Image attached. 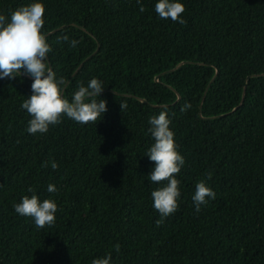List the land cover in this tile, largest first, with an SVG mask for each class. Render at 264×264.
I'll return each instance as SVG.
<instances>
[{"label": "trees", "instance_id": "trees-1", "mask_svg": "<svg viewBox=\"0 0 264 264\" xmlns=\"http://www.w3.org/2000/svg\"><path fill=\"white\" fill-rule=\"evenodd\" d=\"M32 2L0 0V14ZM42 2L63 94L97 78L107 111L31 134L21 104L34 78L0 79V264H92L109 253L110 264H264V0H181L184 24L161 19L158 0ZM165 107L185 164L178 209L162 218L147 153L149 120ZM202 179L216 197L197 212ZM29 188L56 202L53 225L15 211Z\"/></svg>", "mask_w": 264, "mask_h": 264}, {"label": "clouds", "instance_id": "clouds-1", "mask_svg": "<svg viewBox=\"0 0 264 264\" xmlns=\"http://www.w3.org/2000/svg\"><path fill=\"white\" fill-rule=\"evenodd\" d=\"M140 3V0H137ZM143 12L144 6L140 9ZM155 11L161 19H171L184 24L181 14L185 11L181 0H158ZM45 5L42 0H33L32 3L21 6L12 12L10 19L0 14V79L22 76L26 73L34 78L31 85L32 94L24 100L21 107L31 116L28 121L27 131L31 134L46 133L50 125H57L62 117L66 116L80 124H88L100 120L101 114L107 111V101L97 100L101 97L102 81L92 78L85 86L80 84L72 98L66 97L64 87L67 85L65 78H57V74L49 66L48 53L52 50L47 42V35L42 31L45 19ZM68 42V36L58 38ZM77 45L76 40L70 41V47ZM19 74V75H17ZM120 104V103H119ZM121 109L124 105L120 104ZM191 108V104L182 106L181 111ZM171 120L167 107L149 120L154 143L148 149L147 156L154 162V167L148 174L152 183L162 184L151 193L153 207L161 217H168L178 209V198L181 195L180 180L176 178L185 164L184 156L177 150L174 131L170 129ZM53 170L58 168L55 161H51ZM47 166V163L45 164ZM211 179V173L208 175ZM48 192H55L56 186L50 184ZM33 194L23 196L22 200L14 205L15 211L21 216L34 219L37 228H44L55 223L57 204L52 199L40 201L32 188L28 189ZM216 193L202 179L196 184L192 197L197 212L202 205L208 203L207 198L215 199ZM157 225L162 223L156 221ZM115 251H120V245L114 246ZM111 253L104 257L93 259L92 264H110Z\"/></svg>", "mask_w": 264, "mask_h": 264}]
</instances>
